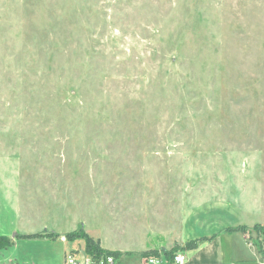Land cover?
<instances>
[{"label":"rangeland","instance_id":"374dc122","mask_svg":"<svg viewBox=\"0 0 264 264\" xmlns=\"http://www.w3.org/2000/svg\"><path fill=\"white\" fill-rule=\"evenodd\" d=\"M121 219L264 256V0H0V234L60 264Z\"/></svg>","mask_w":264,"mask_h":264},{"label":"crops","instance_id":"0c3cea01","mask_svg":"<svg viewBox=\"0 0 264 264\" xmlns=\"http://www.w3.org/2000/svg\"><path fill=\"white\" fill-rule=\"evenodd\" d=\"M126 223V219H121L118 220V228L120 233L125 237L124 239H121L118 243H113L109 241V239H105L102 236V232L99 230L92 232L90 229H87V223L84 222L85 224V231L93 238L99 239L100 246L106 250H111V251H117L119 252L118 255H115V261L119 259L118 264H150L148 263L145 259L144 252L148 251H154V250H159L160 253L156 254L155 256H159L160 258V263L158 264H178L173 261L172 257L168 258V256L165 253V249H171L175 247V241H172V244L170 245V235L172 232H167L165 233L163 230H161V233L159 234L158 232H153L149 231L146 234L142 235L136 233L135 228L138 227L135 225L134 221H128L127 223L129 224L128 226H124L123 224ZM239 225H231L226 228L225 232L227 233V238L226 240L228 241V247L227 250L225 251L223 249V237L218 235L217 233L213 235H207V236H202V237H190V235H181V240L177 239V243L181 245V247L178 249L176 253H183L186 256L185 262L181 264H238L237 262L233 260H237L238 262H243L248 263L249 259L252 258V260H256V262H259L260 264H264V256L262 252H260L252 242H250L249 239V232H246L244 230H235L233 231L231 228H239L237 227ZM134 228V230H132ZM140 229V227H139ZM152 229V228H150ZM55 230H51L50 232H53ZM29 232V231H28ZM36 231H30L28 234H35ZM56 232V231H55ZM65 232L69 231H64L61 232V234H65ZM41 233V232H38ZM44 233H47V231ZM242 234L241 238V245L245 249H248V252L246 250V253L244 252H239V249L236 248V243L237 240L235 239V235L233 234ZM3 235V234H0ZM7 235V234H5ZM151 235H153L151 237ZM63 236V235H62ZM64 237V236H63ZM150 237V238H149ZM179 237V236H178ZM185 237V238H184ZM28 242H34V243H40L42 240H49L51 241V237H19L18 239L15 240V244L11 247L5 248L0 251V264H45V262H41L40 258L37 260H33V262L30 261L29 258H21L19 259L16 254L11 250V248L16 247L19 248L21 242L23 241ZM59 240L69 243L68 239L59 237ZM199 242L198 247L193 248V249H184V246L186 243L190 240H201ZM71 241V240H70ZM169 241V242H168ZM182 242V243H181ZM75 244L77 246L76 250H73L75 255L79 256L82 255L84 250H85V241L83 239L79 241H75ZM170 245V246H169ZM246 245V246H245ZM29 255V253L27 252ZM227 255L229 258H227ZM151 256V255H150ZM239 256L241 258H239ZM240 260V261H239ZM252 262H255V261ZM262 260V261H261ZM113 263V264H114ZM60 264H69L68 261H64ZM116 264V263H115Z\"/></svg>","mask_w":264,"mask_h":264},{"label":"trees","instance_id":"16d2710c","mask_svg":"<svg viewBox=\"0 0 264 264\" xmlns=\"http://www.w3.org/2000/svg\"><path fill=\"white\" fill-rule=\"evenodd\" d=\"M233 231L235 230H246L245 227H239V228H231ZM75 234H77V232H72L68 234V237H72ZM81 236H83L86 240V247H85V252L89 255H92L94 258L98 259V258H103V257H107V256H115L118 255L119 252L117 251H111V250H106L104 248H102L100 246V243L97 239L91 237L90 235L84 233L83 231L80 233ZM79 234V235H80ZM44 234H35V235H26V237H35V236H43ZM203 239L201 240H190L186 243V245L184 246V249H193L198 247L199 242H201ZM15 244V240L6 236V235H0V250L11 247ZM159 253V250H154V251H148V252H144L145 256H149V255H156ZM167 253H171V251L166 252ZM264 253V252H263ZM174 256V254H173Z\"/></svg>","mask_w":264,"mask_h":264},{"label":"built area","instance_id":"2783aa9c","mask_svg":"<svg viewBox=\"0 0 264 264\" xmlns=\"http://www.w3.org/2000/svg\"><path fill=\"white\" fill-rule=\"evenodd\" d=\"M186 256L183 253H176L173 256V261L181 264L185 262ZM67 261L69 264H113L115 261V258L111 256L103 257V258H94L93 256H85L82 254V256L77 255H69L67 258ZM148 263L150 264H158L160 263V260L156 256H149L147 258Z\"/></svg>","mask_w":264,"mask_h":264}]
</instances>
